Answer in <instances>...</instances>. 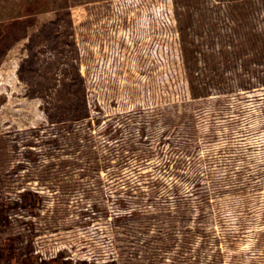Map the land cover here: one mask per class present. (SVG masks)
<instances>
[{
	"label": "rangeland",
	"instance_id": "1",
	"mask_svg": "<svg viewBox=\"0 0 264 264\" xmlns=\"http://www.w3.org/2000/svg\"><path fill=\"white\" fill-rule=\"evenodd\" d=\"M40 260L264 264V0H0V264Z\"/></svg>",
	"mask_w": 264,
	"mask_h": 264
},
{
	"label": "trees",
	"instance_id": "2",
	"mask_svg": "<svg viewBox=\"0 0 264 264\" xmlns=\"http://www.w3.org/2000/svg\"><path fill=\"white\" fill-rule=\"evenodd\" d=\"M41 199V195H38V193H36L35 191L33 192V200L30 199V204H32L33 206H35L38 201ZM13 204L15 206H17L18 202H14L13 201ZM32 207V206H31ZM42 260H40V264H43L45 263V261L43 260V263H41ZM46 264V263H45Z\"/></svg>",
	"mask_w": 264,
	"mask_h": 264
}]
</instances>
